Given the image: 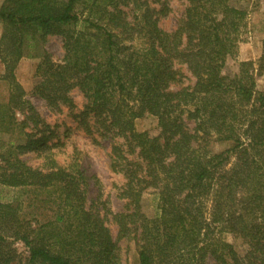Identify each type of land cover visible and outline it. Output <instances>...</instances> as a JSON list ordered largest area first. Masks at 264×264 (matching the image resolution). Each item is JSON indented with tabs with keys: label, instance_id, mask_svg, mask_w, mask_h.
I'll use <instances>...</instances> for the list:
<instances>
[{
	"label": "trees",
	"instance_id": "trees-1",
	"mask_svg": "<svg viewBox=\"0 0 264 264\" xmlns=\"http://www.w3.org/2000/svg\"><path fill=\"white\" fill-rule=\"evenodd\" d=\"M230 1L186 0L165 32L163 0H4L0 59L8 99L0 105V134L20 138L0 144V185L18 193L0 202V264H122L117 239L134 242L137 264H264V87H256L264 57L256 75L250 61L225 74L248 15ZM48 36L61 39L63 58L56 64L42 53L34 93L57 108L71 103L76 87L83 116L96 118L104 138L123 141L109 150L110 171L123 179L121 212L99 197L86 205L82 173L53 159L52 132L16 80L25 51ZM182 70L187 86L179 85ZM16 112L24 115L18 123ZM146 115L156 120L155 136L135 129ZM212 140L232 146L215 153ZM29 152L41 153L40 168L20 159ZM232 155L237 163L221 172ZM29 194L28 217L21 197ZM144 195L152 217L142 209ZM227 235L241 240L243 254Z\"/></svg>",
	"mask_w": 264,
	"mask_h": 264
},
{
	"label": "rangeland",
	"instance_id": "rangeland-1",
	"mask_svg": "<svg viewBox=\"0 0 264 264\" xmlns=\"http://www.w3.org/2000/svg\"><path fill=\"white\" fill-rule=\"evenodd\" d=\"M4 0H0V7ZM168 7V13L159 21L160 28L165 32H171L175 27L177 20L181 17L185 7L186 0H163ZM230 4L244 8L247 12L245 26L240 32L239 42L236 47V55L233 59H228L224 72L227 76H232L238 72L240 62L250 61L253 63V72L256 75L258 61L264 57V0H231ZM156 6V5H154ZM158 6V5H157ZM2 25L0 24V36L2 34ZM61 39L56 36H48L44 41H40L33 49H27L24 56L16 64L14 74L16 80L22 86L25 92V98L35 108L44 125L52 132L47 145L50 146L53 159L58 166L66 168L73 164L74 168L82 173L85 179L86 205H90L97 197L99 200L106 199L109 210L112 213L121 212L124 209L125 201L118 197L119 189L123 184L120 174L110 171L109 150L113 145H121L123 141L116 138H104V132L98 129L99 124L92 115L83 116V106L85 99L79 90L75 87L69 92L71 103L59 104L57 108L49 107L42 98L34 93V88L38 84V77L35 76V69L41 60V55L45 52L56 64H61L63 50ZM4 67L0 59V105L7 103L8 86L1 79ZM179 85L187 86L191 84L190 78L185 71ZM264 73V72H262ZM178 85H174L176 88ZM257 90H263L264 74L256 78ZM15 122L24 119V115L16 112L13 116ZM135 129L138 132H148L150 136L157 134L156 120L150 115H146L135 121ZM189 128L192 124L189 123ZM25 131L34 133V129ZM18 133V130L14 131ZM20 137L18 134L2 133L0 134L1 149L7 147L8 142H15ZM232 146L230 141H215L210 143V149L215 152H223ZM41 153L29 152L20 156L28 166L40 168L42 160ZM133 155H129L132 158ZM237 163V156H230L226 164L223 165L221 172H227ZM18 193L7 187L0 185V202H11ZM23 213L30 216L34 207H26L29 200H34V196L23 195ZM151 197L144 195L141 204L144 213L148 217L153 216ZM213 197L207 200V206H211ZM103 214V212H101ZM47 215V214H46ZM110 218L108 217V220ZM107 226L113 239L117 238V227L112 221H108ZM119 253L122 264H137V252L134 242L126 239H117ZM229 240L235 246L236 250L243 254L245 246L240 239L227 235ZM7 245L14 248L22 257L27 255V251L22 243L7 240Z\"/></svg>",
	"mask_w": 264,
	"mask_h": 264
}]
</instances>
